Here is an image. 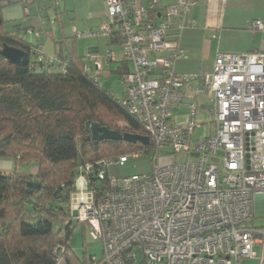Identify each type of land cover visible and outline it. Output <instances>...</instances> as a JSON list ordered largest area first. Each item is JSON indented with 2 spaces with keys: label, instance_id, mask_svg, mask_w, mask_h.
I'll use <instances>...</instances> for the list:
<instances>
[{
  "label": "built area",
  "instance_id": "1",
  "mask_svg": "<svg viewBox=\"0 0 264 264\" xmlns=\"http://www.w3.org/2000/svg\"><path fill=\"white\" fill-rule=\"evenodd\" d=\"M22 1L28 11L33 0ZM105 3L103 25L75 36L110 38L119 51H87L85 71L103 85L111 63H131L133 69L120 76L121 101L154 142L149 154L156 164L170 148L186 160L122 178L111 175L110 167L138 153L80 167L70 217L89 225L104 245L103 256L89 264H264V219L256 222V212L264 211V52L221 53L210 73L180 74L174 70L184 55L178 42L196 25L194 0ZM44 16L36 17L45 24ZM253 27L262 29L264 22ZM32 56L33 66L68 70L66 58L46 54L41 45ZM193 90L212 94L209 122L215 124L213 134L197 140L196 104H190L185 125L174 121V109ZM65 251L64 244L54 245L56 264H66Z\"/></svg>",
  "mask_w": 264,
  "mask_h": 264
},
{
  "label": "trees",
  "instance_id": "2",
  "mask_svg": "<svg viewBox=\"0 0 264 264\" xmlns=\"http://www.w3.org/2000/svg\"><path fill=\"white\" fill-rule=\"evenodd\" d=\"M14 3L23 1L0 0V46L27 51L29 63L0 62V157L13 159L15 168L0 172V264H56V243L66 246V264H78L70 247L77 222L69 201L80 167L124 154L148 155L154 142L94 139L95 123L122 134L147 133L121 99L85 71L76 36L69 47H63L69 39L63 40L58 54L67 59V72L33 66L37 45L3 26V8ZM127 63L110 70L129 71ZM24 164L36 170L21 171Z\"/></svg>",
  "mask_w": 264,
  "mask_h": 264
},
{
  "label": "crops",
  "instance_id": "3",
  "mask_svg": "<svg viewBox=\"0 0 264 264\" xmlns=\"http://www.w3.org/2000/svg\"><path fill=\"white\" fill-rule=\"evenodd\" d=\"M43 0H34L35 11L43 9L44 17L50 18L53 13L56 18L64 12L75 10L79 3H73L71 8L64 1L63 9L61 3L42 4ZM45 1V0H44ZM193 17L196 20L194 27L186 28L180 36L179 46L184 50V55L176 60L174 70L180 74L194 73H210L213 70L216 58L221 53H248L252 51L264 52V27L262 29L254 28L253 23L260 20L264 22V0H194ZM87 4L92 7L87 18L86 27L91 30L99 29L106 19V3L105 0H87ZM84 3V4H86ZM55 8V10L51 8ZM55 11V12H54ZM31 12L28 14L30 15ZM44 24L41 19L31 21L28 27L31 31L35 29H44L43 35L35 36L32 42L41 45L44 52L48 55L59 54L62 51V41L75 37V32L81 29L76 23L70 29L71 33H67L62 24L60 33L57 34L54 23L48 24L47 28L42 27ZM43 30V31H44ZM105 38L107 49L114 48L119 51V46L113 44L110 38ZM66 45V46H64ZM63 47H69L71 44L64 41ZM107 49L103 52L101 45L95 44L80 55L86 57V52L90 51L94 54L104 56ZM87 61V59H85ZM120 62L111 63V68H116ZM129 70L133 69L131 63H127ZM115 73L111 71V74ZM118 73V72H116ZM123 72L118 73L119 77ZM110 76V75H109ZM108 76V77H109ZM107 77V78H108ZM199 86L200 83H194ZM212 94L197 93V91H187V97L184 101L174 109V121L185 125L192 114L190 104H196V114L193 118L197 120L201 126H198L194 133L193 139L208 136L215 132V124L210 123ZM207 126L210 129L208 134L202 136L196 135L198 128Z\"/></svg>",
  "mask_w": 264,
  "mask_h": 264
},
{
  "label": "rangeland",
  "instance_id": "4",
  "mask_svg": "<svg viewBox=\"0 0 264 264\" xmlns=\"http://www.w3.org/2000/svg\"><path fill=\"white\" fill-rule=\"evenodd\" d=\"M64 1L68 3L69 8L73 6V3H79V5L74 11L73 10L69 12L63 11L58 18H56V14L54 13L50 18L44 17V21H46V23L42 24L43 25L42 27L47 28L49 26L48 24L52 25L54 23L53 24L54 28L57 34H59L61 26L63 24L66 32L71 33L70 29L76 23L78 26L81 27L79 31L91 30L89 27H86L85 25L87 23V18L89 17L90 10L92 9V7H90V5L86 3L87 0H60L62 6L61 9L64 8L63 7ZM33 2L28 6V11L31 12L30 15H28V11L23 6V3H14L11 5H7L3 8L2 11V15L4 18V25H3L4 29L8 32L15 33L16 36H19L31 43L35 40L34 34L36 35L39 30H44L41 28L31 31V29L28 27V24H30L31 21L36 20L37 15L43 13L42 12L43 9H40L37 12L35 11V9L33 8L35 3ZM41 3L52 4L50 0H45V1L43 0L41 1ZM51 9L55 10L54 7ZM52 20H54L53 23ZM41 35H43V33ZM69 42L72 45L73 38H70ZM98 43L101 45V49L104 52L107 49L105 38L103 37L78 38V47L81 54H83L85 49H87L88 47ZM103 81L105 86L108 87V89H110V91L117 99H123L125 97L124 85L121 82L118 73H112V74L110 73V76L108 78H103ZM209 132L210 129L207 126H204V128H198L196 130V135L202 136L203 134H208ZM168 151H169L168 154H165L164 156L157 158L156 164L153 155L138 153V156L136 158L130 159L124 165L113 164L110 167V174L118 178L131 176L134 174L148 175L153 172L155 167H159L162 165L175 163V162H184L186 160V155L173 153V151L170 148H168ZM14 169L15 168H14L13 159L0 157V172L11 173ZM20 170L25 172L35 171L36 165L24 164L20 168ZM256 216H257V221H256L257 224H262L264 219V211L262 210L257 211ZM75 225H76V229L70 241V247L75 262L78 264H89L93 256H96L98 258L102 257L104 253L103 242L101 241V239H97L93 237L91 227L86 224L78 225L77 223H75ZM1 230H2V226L0 224V231ZM249 264H257V261L250 260Z\"/></svg>",
  "mask_w": 264,
  "mask_h": 264
},
{
  "label": "water",
  "instance_id": "5",
  "mask_svg": "<svg viewBox=\"0 0 264 264\" xmlns=\"http://www.w3.org/2000/svg\"><path fill=\"white\" fill-rule=\"evenodd\" d=\"M6 60L16 65H27L29 63V53L21 48L4 44L0 46V62ZM92 137L96 140H125L129 143L140 142L144 145L150 144V137L147 135L134 133H120L117 130L109 129L98 123L92 125Z\"/></svg>",
  "mask_w": 264,
  "mask_h": 264
}]
</instances>
